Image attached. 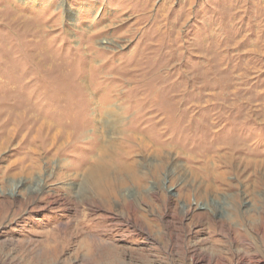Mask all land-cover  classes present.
I'll use <instances>...</instances> for the list:
<instances>
[{
    "label": "rangeland",
    "instance_id": "obj_1",
    "mask_svg": "<svg viewBox=\"0 0 264 264\" xmlns=\"http://www.w3.org/2000/svg\"><path fill=\"white\" fill-rule=\"evenodd\" d=\"M20 102L0 264H264V0H0V104Z\"/></svg>",
    "mask_w": 264,
    "mask_h": 264
},
{
    "label": "bare ground",
    "instance_id": "obj_2",
    "mask_svg": "<svg viewBox=\"0 0 264 264\" xmlns=\"http://www.w3.org/2000/svg\"><path fill=\"white\" fill-rule=\"evenodd\" d=\"M45 63H47L44 59L43 60H41V61H39V64L36 66L37 68V70L38 71H40V73H41V71H43L42 69L44 68V66H45ZM39 66V67H38ZM59 66H61V65H59ZM58 68V67H57ZM60 69V68H59ZM64 70V69H63ZM65 72V71H64ZM65 74V73H64ZM103 82V81H102ZM55 85V84H54ZM69 87V86H68ZM53 91V90H52ZM66 91V90H65ZM71 93V92H70ZM65 94V93H64ZM77 94V93H76ZM87 94V93H86ZM148 94V93H147ZM58 95V94H57ZM142 96V95H141ZM53 97H55L56 98V102L55 103H57V101L59 102V101H61V100H63V99H68L69 100V102L71 101V99L74 97L73 95H72V93L71 94H69V92L68 93H66V95H63V93L62 94H59V96H57V97H59V98H57L55 95L53 96ZM94 97V96H93ZM14 99V98H13ZM57 99H59V100H57ZM83 100H84V98H82ZM109 99V98H108ZM67 100V101H68ZM67 101H66V103H67ZM79 101H80V99H79ZM90 101V100H89ZM14 102V101H13ZM68 102V103H69ZM72 102H73V99H72ZM72 102H70V103H72ZM77 103V102H76ZM84 103V102H83ZM91 103V102H90ZM104 108L105 107H107L108 106V103H110V102H107V100H105L104 102ZM102 103V104H103ZM7 104L8 103H6V104H4L5 105V107H7V108H4V109H0V127L2 126V127H5V126H8V128L10 127L9 125H10V123H11V118H12V115L14 114V113H16V112H20L21 111V107L23 106V105H25V102H20V104L16 107V106H7ZM54 104V103H53ZM58 104V103H57ZM78 104V103H77ZM77 104H76V106H77ZM82 104V103H81ZM106 104H107V106H106ZM156 104V103H155ZM3 104L1 103L0 104V107L2 106ZM3 105V106H4ZM61 104H59V106H60ZM68 105V104H67ZM70 105V104H69ZM69 105H68V107H69ZM83 105V104H82ZM88 105V104H87ZM154 105V104H153ZM51 106V105H50ZM84 106H85V103H84ZM36 107V106H35ZM57 107V106H56ZM55 107V108H56ZM62 107V106H61ZM64 107V106H63ZM102 107V106H101ZM140 107V106H139ZM3 108V107H2ZM44 108V107H43ZM80 108V107H79ZM82 108V110L84 109L83 108V106L81 107ZM108 108V107H107ZM113 108L115 109L114 111H113V116H111L110 117V115L108 114H106L107 115V118L106 119H104V120H102L101 118L100 119H98V122L99 121H101V122H103L104 123V125H106L107 124V126H108V124L109 125H112V127H106V128H108V133H110V134H112L113 135V130L117 127V126H119L120 124V121H122V118H124V117H119V113H121V111H122V109L121 108H119V107H115V106H112V107H110L109 109L111 110H113ZM42 109V108H41ZM87 109V108H86ZM85 109V111H87ZM89 109V108H88ZM109 109H107V110H109ZM57 110V109H56ZM66 110V109H65ZM103 110V109H102ZM36 111V110H35ZM47 111H49V114H50V111L51 112H53L54 113V109H53V107L51 108V107H49V109L47 110ZM64 111V110H63ZM97 111V110H96ZM40 112V111H39ZM62 112V111H61ZM82 112V111H81ZM38 113V112H37ZM109 113V112H108ZM112 113V112H111ZM19 114V113H18ZM21 115H22V113H20ZM49 114H45V116H36V117H34L35 118V120H34V122H36V123H38V122H42L41 124L42 125H45V124H48V120H47V117H49L50 115ZM122 114H124V113H122ZM4 115H8V117L6 116V117H4ZM98 115V114H97ZM184 115V114H183ZM14 116V115H13ZM18 116V115H17ZM34 116V115H33ZM57 116H59V115H57ZM62 116H63V114H62ZM65 116V115H64ZM63 116V117H64ZM91 116V115H90ZM146 116V115H145ZM24 117V116H23ZM51 117H52V115H51ZM77 117V116H76ZM97 117V116H96ZM101 117V116H100ZM9 118V119H8ZM53 118V117H52ZM55 118V117H54ZM53 118V119H54ZM67 118V117H66ZM91 118V117H90ZM114 119L113 121L111 120V119ZM126 118V117H125ZM13 119V118H12ZM52 119V120H53ZM73 119H74V117H73ZM18 120V119H17ZM16 120V121H17ZM61 120V119H60ZM75 120V119H74ZM15 121V122H16ZM19 121V120H18ZM91 121V120H90ZM27 122H28V120H27ZM93 122V121H92ZM12 123H14V122H12ZM50 123H52V122H50ZM50 125H52V124H50ZM12 127V126H11ZM45 127V126H44ZM53 128H55V126H52ZM18 128H19V126H18ZM30 128V127H29ZM7 129V128H6ZM13 129V128H12ZM101 129V128H100ZM120 129V128H119ZM44 130V129H43ZM51 130V129H50ZM106 130V129H105ZM117 131V130H116ZM12 132V131H11ZM51 132V131H50ZM5 133H7V131L5 132ZM13 133V132H12ZM8 134V133H7ZM20 134V133H19ZM42 134V133H41ZM79 134V133H78ZM49 135V134H48ZM111 135V136H112ZM23 136V135H22ZM38 136V135H37ZM75 136V135H74ZM102 136V135H101ZM47 137V136H46ZM35 138H37V137H35ZM15 139V138H14ZM19 139V138H18ZM42 139V138H41ZM104 139V138H103ZM11 140V139H10ZM45 140V139H44ZM105 140V139H104ZM111 141V140H110ZM3 142V141H2ZM9 143V142H8ZM106 143V142H105ZM29 144V143H28ZM33 145H35L34 144V142L32 143ZM113 144V143H112ZM101 145V144H100ZM111 145V144H110ZM0 146H1V144H0ZM37 146V145H36ZM45 146H46V144H45ZM49 146V145H48ZM5 147V146H4ZM30 147V146H29ZM38 147V146H37ZM101 147V146H100ZM107 147V146H106ZM95 148V147H94ZM101 150H103V152H104V154H105V156L106 157H109V153H112L111 152V148L109 147H107L106 149L104 148H102L101 147ZM41 151H43V150H41ZM51 151V150H50ZM110 151V152H109ZM28 152V151H27ZM35 153V152H34ZM101 155V154H100ZM113 155V154H112ZM111 155V156H112ZM96 156V155H95ZM105 156H103L104 158L103 159H98V161L96 162V166H94V167H89L88 168V173H89V175H88V177H87V179L89 178V179H91L93 182H92V186L94 185V186H96L97 188H98V197H101V196H103V197H106V198H109L110 196L109 195H111L110 193H109V187H110V184L109 183H111V174H112V166H111V164L107 161V159H105ZM32 157V156H31ZM112 159H113V156L111 157ZM32 159V158H31ZM32 161V160H31ZM29 161H28V158H25V157H23V160L21 161V163H22V165H23V168H24V166H25V164H29L28 163ZM136 162V161H135ZM136 164V163H135ZM91 165H93V164H91ZM16 166V165H15ZM18 167H19V165H18ZM20 169V168H19ZM121 171H123V172H125V173H128V174H135V167H134V162L132 163H129V164H124V166H122L121 168ZM26 170V169H25ZM113 170H114V168H113ZM87 172V171H86ZM120 172V171H119ZM224 177H225V175H224ZM121 179V178H120ZM136 179V178H135ZM121 181V180H120ZM124 181V180H123ZM124 183H125V181H124ZM122 184V183H121ZM94 186H93V188H94ZM106 186V187H105ZM101 195V196H100ZM133 206H134V203L132 204ZM111 256H112V254H111ZM113 257V256H112ZM111 259H113V258H111ZM110 259V261H109V264H113L114 263V261L113 260H111Z\"/></svg>",
    "mask_w": 264,
    "mask_h": 264
}]
</instances>
